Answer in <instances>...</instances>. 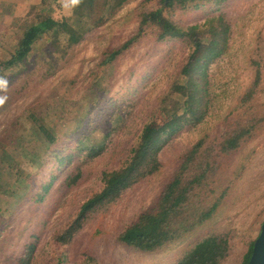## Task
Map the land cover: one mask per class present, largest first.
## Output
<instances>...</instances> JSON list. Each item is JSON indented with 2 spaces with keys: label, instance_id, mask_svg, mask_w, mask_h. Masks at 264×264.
Wrapping results in <instances>:
<instances>
[{
  "label": "rangeland",
  "instance_id": "rangeland-1",
  "mask_svg": "<svg viewBox=\"0 0 264 264\" xmlns=\"http://www.w3.org/2000/svg\"><path fill=\"white\" fill-rule=\"evenodd\" d=\"M51 1L0 0V59L11 55L18 22L31 21L39 5L47 7ZM58 1L61 5H53V11L82 14L78 6ZM157 4L128 0L64 53V34L47 31L41 34L42 47L34 46L22 66L14 64L0 78V208L20 197L0 224V264H17L28 242L35 245L31 264H175L213 233H226L230 239V253L221 264L242 263L264 220V0H220L230 27L224 51L206 67L205 115L169 138L157 172L109 205L99 219V234V220L94 219L70 243L54 242L78 206L99 191L100 173L127 155L141 123L159 120L161 104L180 102L177 112L185 109L181 95L169 94L173 81L186 80L180 73L190 49L185 41L157 38V28L145 25L136 41L102 62L137 33L139 12ZM210 10L209 0H194L172 14L181 23L203 25L215 13ZM83 14L86 19L87 11ZM254 80L253 94L242 103ZM33 114L54 142L35 131L29 118ZM237 124L247 133L218 159L207 186L196 190L185 224L216 204L210 216L158 251L122 247L118 232L153 200L178 158L203 135L219 137ZM68 176L70 184L65 186ZM41 196V201H33Z\"/></svg>",
  "mask_w": 264,
  "mask_h": 264
},
{
  "label": "trees",
  "instance_id": "trees-1",
  "mask_svg": "<svg viewBox=\"0 0 264 264\" xmlns=\"http://www.w3.org/2000/svg\"><path fill=\"white\" fill-rule=\"evenodd\" d=\"M49 1V0H47ZM128 0H82L78 12L66 14L57 8L61 5L58 0H52L51 5H39L31 21L21 19L14 33L13 48L9 57L0 59V78L4 77L7 69H12L14 64H23L33 53V47H42L41 34L52 30L51 33L64 34V42L60 50L64 53L67 49L78 44L81 37L93 27L100 19L111 15ZM158 1L156 7L139 12L140 20L136 34L117 49H112L102 59L103 63L113 60L122 49L136 41L143 26L151 25L157 28V38H178L189 45V52L180 73L185 77V82L173 81L169 87V94L181 95L185 109L180 102L161 104L159 111L162 113L158 120L150 118L143 121L135 141L128 149L127 155L121 163L109 170L100 173L102 185L99 191L92 193L77 208L75 217L54 236V242L68 244L87 223L94 219H101L109 205L114 204L122 195L141 180L153 175L162 167V149L170 137L185 127L193 126L205 115L209 106L208 92L206 89V67L208 63L218 57L225 48L226 36L229 34V21L227 16L219 8L220 0H209L214 12L207 18L203 25L184 24L173 18L172 12L176 9L186 8L190 1L194 0H154ZM50 4V3H49ZM87 11V18L83 14ZM40 45V46H39ZM62 53V54H63ZM22 66V65H21ZM13 70V69H12ZM201 76V80L196 77ZM253 81L251 87L242 99L246 102L253 94L252 88L256 85ZM93 84H95L93 82ZM138 86L134 88V92ZM35 131L42 134L48 142H54L55 137L50 130L35 117L29 116ZM163 118V120H162ZM82 120V119H80ZM125 120V119H124ZM247 128L239 124L227 129L219 137L203 135L195 144L188 148L180 158L178 164L171 171L170 178L160 186L156 196L146 206L135 214L117 234V242L129 251H146L149 253L165 248L175 240L181 238L195 224L207 219L214 206L209 210H201L197 214V220L185 224L184 215L193 205V196L196 190L207 186L218 166V159L230 150L237 147L247 133ZM218 148V150H216ZM94 148H90L92 151ZM94 151V150H93ZM92 152L89 155H96ZM76 181V177L71 181ZM70 184V176L66 178L65 186ZM48 183L45 186L47 190ZM43 196L34 199L39 202ZM18 196L15 201L7 202L0 208V224L3 215L10 209H14L19 203ZM100 217V218H99ZM97 234L100 233V220L96 225ZM96 233V232H95ZM253 240L249 243L247 253L241 264H246L252 251ZM230 239L226 233L209 234L198 240L188 249L175 264H221L230 253ZM35 245L32 242L25 243L17 264H31ZM59 264V262H56Z\"/></svg>",
  "mask_w": 264,
  "mask_h": 264
},
{
  "label": "water",
  "instance_id": "water-1",
  "mask_svg": "<svg viewBox=\"0 0 264 264\" xmlns=\"http://www.w3.org/2000/svg\"><path fill=\"white\" fill-rule=\"evenodd\" d=\"M168 1L165 0V2ZM246 264H264V220L260 225L258 235L253 241L252 251Z\"/></svg>",
  "mask_w": 264,
  "mask_h": 264
},
{
  "label": "clouds",
  "instance_id": "clouds-1",
  "mask_svg": "<svg viewBox=\"0 0 264 264\" xmlns=\"http://www.w3.org/2000/svg\"><path fill=\"white\" fill-rule=\"evenodd\" d=\"M80 3H82V0H66L65 7H67L68 4H70L73 7L79 6Z\"/></svg>",
  "mask_w": 264,
  "mask_h": 264
}]
</instances>
